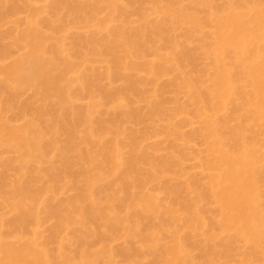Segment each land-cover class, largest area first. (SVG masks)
I'll list each match as a JSON object with an SVG mask.
<instances>
[{
    "label": "rangeland",
    "instance_id": "374dc122",
    "mask_svg": "<svg viewBox=\"0 0 264 264\" xmlns=\"http://www.w3.org/2000/svg\"><path fill=\"white\" fill-rule=\"evenodd\" d=\"M59 1L60 2H58V0H6V4L3 8H0V12H3L0 16L1 66L9 65L24 52V49L22 50L20 47H23V45L21 43L18 44L19 41L17 42L18 34L21 30L26 29V20L34 14L38 30L45 35L46 39L48 38L45 40V47H51L49 48L50 51L46 48V55L48 58L53 59L55 57L53 61L56 59L54 63H57V67L59 66L58 68L60 69L63 67L66 58H72V63L74 62L73 65H76L74 68L76 67L77 69V72H75L76 76H72V73H69L71 77L74 78H67L68 80L70 79L69 82L71 81V86L65 84V88H69L68 95L73 97L69 96V99L72 100L71 103L70 100L67 102L70 104L68 108L71 106V109L75 111L77 116L74 115V111L70 108L68 109L65 107V111L59 109V99L56 94H52L48 100L43 101L39 98L40 95L34 91L35 89L33 87H25L17 90V92L12 89H6L2 97L0 96L1 103L9 101L11 105V109L3 110L2 108L0 111L5 122H8L7 124H10V126L13 125V127H19L27 121H33L39 128L46 126L48 131L46 129L43 131L46 132L44 138L46 140L48 138V140H43L44 145L46 142L51 145H48L50 146L48 147L46 144L45 146L47 147H44V159L46 160L44 163H47L48 167L43 165V161H33V167L31 166L32 164H29L27 168L28 171L26 172L27 174L25 173L23 178L18 169L19 163L15 161L17 160V154H14L15 152L13 153L11 150L0 148V220L2 221L0 240L5 243H17L19 246L20 244L27 245L29 243L38 251L41 250L46 252L52 264L63 263L64 260L62 259H66L68 264H78L80 263V259L82 262L85 260L82 259L83 256L80 258V255L85 253L90 257H86V263L85 260L80 264H108L109 262L111 264H165L169 259L171 260L170 255L167 256L165 248H170L174 239H177L180 246L184 249L183 254L187 257V260H190L188 261L189 264H264V262H262L264 259L259 260L261 257L264 258V256H260V254L264 253L259 249H254L250 243L244 240H236L235 233L232 230L224 232L221 231L216 224L213 225L219 220L217 214L218 205L209 195V190L207 188L208 177L211 172H209V169L205 166L207 165L205 160L207 161L208 158L210 159V155L208 156L207 153L208 144H205V142L208 141H206L205 122H210V120L207 121L209 118L206 117H210L211 112L213 115L211 123L215 126L212 125L215 128L216 137L224 144L223 148L236 154L238 153L237 147L240 144L237 143L239 142L238 139L243 138V141L245 140L247 145L250 143L249 145H251L253 149L264 154V119L261 118L260 120L262 121L260 122L256 120L259 116H253L254 113L249 114L255 111V109H251V106L254 105V100L251 95V78L248 76V70H246L247 72L245 71L247 67L250 68L251 64L253 65L255 60L257 62V59L259 60L261 57H264V18H262L264 17V0H117V5L118 3L120 5L117 7L119 10L121 7L123 9L121 8L122 10H120V12L116 11L117 13L114 11L113 14L116 15L110 17V20H114H111L113 22H109L108 24L110 26L107 27V32H111V35L104 31L107 29L104 25L103 29L98 26L101 25L102 22L103 24L104 22H108L109 16L113 15L108 8L106 10V0H100L99 2L91 0V2H95H93L94 4L91 3L90 0H84V6L89 10V12H87L88 14L86 13L87 15H83L85 17L81 15L84 20L76 15L71 7L73 4L76 5L83 0H65L63 4L61 3L63 0ZM57 3H59L61 7L58 6L59 4ZM54 4L57 5L55 6ZM64 4H66V6ZM68 8L70 10H68ZM231 8L233 11L235 9V12L242 10L243 12H240L245 15L248 13V15H244L245 19L249 18L246 20L252 21L254 19L261 22V25L256 30L257 40H260V42H256L257 44L255 43L256 45L254 44L255 46L252 45V47H250V45L247 46L246 50L248 51L245 52L248 54L242 57L243 60L240 55V61L239 58L236 57L238 55L232 57L233 53L231 52L230 54H225L226 56L224 55L223 58L217 59V53H215L217 51L211 50L214 47L213 43L216 45L215 42L217 41V37H215L217 30L215 32L214 29L217 28L215 22L218 19L216 21L214 20V22L212 21L217 15L223 17L225 14L224 11H231ZM53 9L55 10L53 11ZM115 10H117V8ZM68 11H72L75 13L74 15H76V17L80 18H75L73 13ZM38 12L39 16L37 15ZM176 12H179L178 16ZM222 12L224 14H222ZM69 13L72 16H70ZM108 13L110 14L107 15ZM190 13V16L195 18L196 23L193 24L184 21L183 25L180 24L181 20H185L183 19V14L189 16ZM220 13L222 16H220ZM179 14L180 17L182 16V19L179 17ZM73 16L76 20L79 19L78 22L76 20L74 21ZM49 20L54 24H49ZM46 21L48 22L46 23ZM176 21L180 22L177 24ZM49 25H51V29L48 30ZM113 29L116 33L120 29L121 31L123 30L125 33L122 32L124 35H121L124 37L126 34L129 37L131 33H133L134 36H136V33H139L138 35L141 34L140 36L142 37L139 36V38L143 40L140 42L145 43L143 47V49L145 48V54L143 53L144 55L141 54L140 56L132 54L129 59H126L123 53H121V49L115 47L113 52V49H110L113 48L110 42H113V38L115 37ZM121 31H119V33H121ZM160 31L162 32L161 34H159ZM164 33H166L165 36ZM112 34H114V36ZM133 35L131 34L130 37ZM107 36L110 37L108 38V40H110L109 43H107V45L101 44L102 41H105ZM90 40L93 42L97 41L96 44L98 45L95 47ZM214 40L216 41L214 42ZM57 44L62 46L58 45V47L61 48L60 52H58L59 49ZM55 47L58 49H56L57 52H55ZM93 47L98 49L96 53L91 52ZM135 47L137 48V46ZM135 47L134 45L131 46V52L134 51ZM5 50H8V53H6ZM212 51L215 54H213V56ZM54 53L59 55V57L57 55L55 56ZM97 53L99 55H97ZM5 54L7 55L5 56ZM112 54L114 57H111L113 56ZM174 54L178 56L175 57ZM254 54H259L260 56L255 55L257 59L253 57L254 59L252 58L250 60L251 56ZM64 55H68L69 58L68 56L64 57ZM117 57H122V59L119 58L121 61L126 60V64L124 61V63L122 62L124 65L120 64L121 61L118 60ZM172 57L175 58V60L171 63H167L166 60ZM113 58L114 61L118 60V65L112 60ZM245 60L248 62L250 60V65H248L249 63H246ZM252 60H254V62ZM262 60H264V58H262ZM148 62L151 63L152 66L154 65L149 72L144 68L145 64H149ZM127 64H134V68H130ZM116 65L120 67V70H117L118 67ZM123 68L126 69L122 70ZM86 70H89V73H84ZM218 70H224L230 74L229 76L232 78L233 87L228 97L230 100H228V105L225 103V106L222 107L225 110H221V108L216 111L214 110V93H212L214 88H211V81L212 84L215 82L214 75ZM83 73L85 76L87 75L90 77L88 80L84 78L87 81H85L86 84H84V82L81 83L84 84L86 88L84 85L76 82L77 78H79V74L81 77H85ZM97 76L98 78L96 79L95 77ZM210 76L213 80H211ZM2 78L3 77L0 76V88L2 84L5 83V81L3 82L4 78ZM180 78L182 80L185 79V81L193 85L192 87L195 90L193 91L199 95L201 101L196 103L191 100L190 92L186 89H182L183 86H179V83H181L179 81H182ZM92 79H94L93 81L97 80L91 83L92 87L94 84L93 88H91L88 82H91ZM65 82L67 81H64V83ZM2 87H5V84ZM111 93L113 96H111ZM188 93L190 95H188ZM37 94L39 95L38 97ZM208 94H211L213 100H211ZM213 102L214 104H212ZM198 103H200L199 105L202 104V107H198ZM44 107L47 110H44ZM200 108L204 112L200 110ZM20 109L21 113L19 112ZM41 109L43 110L41 111ZM69 110L73 113L72 116ZM88 110L91 113V119H89L88 123L91 121L92 124H85L84 121H82V118L83 120L85 119V116H83L84 111L86 114ZM124 113L129 115L125 116ZM42 114H44V116H41L44 120L39 116ZM57 114L63 119L65 118V114L66 116H70L69 119L74 115L75 117L73 118H77V122L75 121L77 125L74 124V126L71 122L72 120L70 121L69 119L65 120H68L66 123L58 121L57 124L63 128L65 125L66 129L61 128L62 130L60 129V132L59 128L56 129L58 132L57 134L55 130L56 126L54 127L57 119L56 117L52 119V117L54 115L57 116ZM80 116L82 117V123H79ZM123 116L125 118H123ZM46 120H48L49 124H45L47 122ZM53 120H55L54 125L51 124ZM112 121L114 123H112ZM111 123L116 126L114 127ZM48 125H51L52 129L55 130L56 133H54V135L50 134L49 131L52 129L48 127ZM105 128L106 131L103 132ZM1 129L2 127L0 126V130ZM86 129L92 130L94 137L98 134L96 137L100 140H95V137L93 145L92 143L90 146L86 144V140H83L87 132ZM95 132L98 133L96 134ZM106 132L108 133L106 134ZM66 133H69V136L75 135L73 137H68ZM240 133H242L243 137H240ZM76 135H78L79 138ZM177 136L181 138H177ZM50 139L53 144L50 143ZM240 141L242 142V140ZM245 141L244 143H246ZM56 142L58 143L56 144ZM112 143H114V146ZM133 143L136 144L135 147H138L136 149L133 146L136 150L132 148ZM101 144L102 146H100ZM115 145L118 147L116 150L118 151L119 149L117 153L119 160L121 158V168L127 174L129 183L131 182L135 185H139L135 186L138 188H133L134 191L131 190L133 200L136 199L135 197L137 195V197L140 195L149 196L153 202L156 201L157 207L155 209H157V213L155 212L156 214L154 213L155 216L153 214V216H151L152 218H148L149 215H147V217L140 216L141 214L137 213L138 209L134 205H132V208H129V210L125 209L124 206H120L119 209H115V212L121 217H128L126 228L116 227L110 230V228H108V223L105 224L98 220V222L96 221L92 224L88 223V225H85L95 230L94 237H85L83 233L86 231H84V229L87 228L84 226V223L81 226V223L77 221L79 222L77 225V222H73V225H71L68 218H75V205L81 201L79 199V194H81V190L83 189L82 186H80L83 184L81 183L83 181V179H81V174L83 176L84 173L90 170V167H86V164H88L86 153L92 151L90 152L91 155L94 153L93 156L98 155L97 157H99L101 149L110 150L111 147L113 148ZM94 147L95 150L93 151L92 149H94ZM243 147H245V144H243ZM89 148L91 150H89ZM83 150L86 153H82ZM59 151L64 152V158L59 155ZM131 151H133V153ZM81 155L84 156V158L81 159L82 162H86L84 165H82L83 163L81 164V162L79 163V158L83 157ZM130 156L131 161L132 159H134V161L138 159L136 160L138 163L133 161V163L131 161L130 163ZM77 158L79 160L75 161ZM101 159L102 157H99V162L103 160ZM5 162L10 163L6 165ZM104 162L103 160V165L100 163L102 165L101 168L104 171L109 170L111 165ZM37 163L39 165L43 163V166L38 168ZM73 163L77 165L72 167ZM262 168H264V163L260 164L257 170L261 169L260 172L264 171ZM29 169L31 171L33 170V173H31ZM44 169L47 171H44ZM49 169L58 174L60 179L62 178L61 181L59 179L60 184L58 183V179L56 183L52 182L53 185L50 183L51 180H47L49 177L47 175L52 172ZM34 170H36L35 178L37 176V178L39 177L38 179H34V176H32L34 175ZM41 171L43 176H41ZM79 172H81V174ZM29 176L33 177L34 180L28 178ZM108 181H104V183L101 184L107 186V184L110 183L112 187L113 184H115V187H113L115 189L111 188L109 186L110 184L108 185V190L105 186L106 189L102 190V193L100 192L96 195V198L101 202L108 201L109 197L114 193H119V196H123L120 190L124 191L128 187L126 185L127 183L120 180L117 182L115 181L116 183L112 179H108ZM261 182L264 181L259 180L258 182V199L260 200L257 199L260 201L261 208L260 204H257V206H259L258 209H262L261 211L264 213V184ZM50 184L52 186L55 185V191L52 187L51 190H53V192L50 189H48L50 191L47 190ZM57 184H59V186ZM19 185L23 188L24 195L27 194L23 201V208L30 213L22 227H19L14 220L20 212L12 208L14 201L16 202L18 200L17 197L15 198V190ZM102 189H104V187ZM206 190L208 191V198L206 194L202 196L207 192ZM33 191L35 195L31 198L32 196L28 194H32ZM41 191H44L45 194ZM170 192H173V194ZM29 196L31 200L28 201ZM198 196L204 197L202 203L200 202L196 210L201 220L203 219L202 222H204V224L201 223L198 226L196 225V227H198L196 231L194 228L191 230L189 226H186V218L191 217L188 213L190 215L192 214V209L189 206L190 203H186ZM12 198L15 200L13 201ZM77 199L79 201H77ZM80 203L81 202H79V204ZM83 204L85 207L84 202ZM83 204L81 203L79 206ZM180 204L184 205L187 209L181 207ZM170 210L171 216L169 215ZM262 216H264V214H261V217ZM64 217L67 218L65 219L66 221H64ZM65 222L67 223L65 224ZM261 222H264V218L261 219ZM135 224L137 225V235L127 238L130 237L127 233V229L132 230ZM200 225L203 227L201 228ZM160 228L161 230H159ZM261 229L264 228L261 227ZM150 230L151 232H156L157 235L160 234L155 238V247H153L152 251L149 248H152L153 244H149L152 246L148 244L143 246V243H145L143 242V236ZM151 232L149 233L151 234ZM140 234L142 237L138 236ZM133 237L135 239H133ZM146 245H148V248H146ZM226 245L229 249H227ZM262 248H264V245H262ZM86 254L85 256H87ZM249 257L250 263L248 262Z\"/></svg>",
    "mask_w": 264,
    "mask_h": 264
},
{
    "label": "bare ground",
    "instance_id": "6f19581e",
    "mask_svg": "<svg viewBox=\"0 0 264 264\" xmlns=\"http://www.w3.org/2000/svg\"><path fill=\"white\" fill-rule=\"evenodd\" d=\"M64 1L65 0H63L61 3L63 4ZM95 1L99 2L100 0H95ZM106 1H107L106 2V5H107L106 10L108 8V10L110 11V13H112V14L114 13V11H115V13H117V12H120V10L123 9L121 7L122 9L120 8V10H119V8L117 7L119 5V3L117 5V0H106ZM5 2H6V0H0V5H1L0 8L1 7L3 8V6L6 4ZM58 2H60V1L58 0ZM71 2H73V1H71ZM90 2H91V0H90ZM93 2H91V3H93ZM53 3H55V2H53ZM83 3H84V0L81 3H77L76 5L72 3L73 5L71 6L72 7V10L76 13V15L80 16L81 18H82L83 15H85L87 12H89L88 8L86 6H84ZM57 4H59V3H57ZM64 5L66 6V4H64ZM58 6L61 7L60 4ZM116 8H117V10H115ZM1 10H3V9H1ZM54 10L55 9H53V11ZM56 10H58V9H56ZM68 10H70V9L68 8ZM227 11L226 12L224 11L225 14L222 12V14L225 15V16L223 15V17H219L217 15L216 17H218V18H216L214 16L215 18L213 19L212 22H214V20L216 21L218 19L215 22L217 28L214 26L216 28V29H214L215 32L217 30V32H216L217 34H215V37H217V41L214 40V42L216 41L215 42L216 45L213 43V46L214 47L213 46L212 47L214 49L212 48L211 50H216L217 51V52H215V53H217V59H221V58L224 57L225 54H228V53L230 54V52H231V53H233V55L231 54L232 57L238 55L236 57L239 58V61H240V59L242 57H245L248 54L247 52H245V51H248V50H246L247 46L250 45V47H252V45H254L256 42H258V41L260 42V40H257L258 37L256 35V30L261 25V22H259L258 20H254V19L252 21L246 20V19H249V18H246L245 19V16L248 15V13L246 15L244 13L242 14L240 12L242 10H239L238 12H235V9H234V11H233V9L231 11L230 10H227ZM68 12H72V11H68ZM122 12H124V11H122ZM179 12H180V10H179ZM2 13L0 12V16L2 15ZM75 13H73V15ZM110 13H108L107 15H109ZM178 13H177V16H178ZM222 14L220 13V16H222ZM37 15L39 16V12H38ZM76 15H74L75 18H80V17H76ZM115 15L113 14L112 16H109V19H108L109 21L107 20L108 22H106V23L104 22V24L102 22V24L101 25H98V26L103 29V25H104V27L107 28L108 26H110L108 23L109 22L111 23V22L114 21L113 19H111V20H113V21H111L110 20V17H113ZM190 15H191V13L189 14V16H186V15L183 14V19H185V20H181V23L180 24L183 25L184 21H187L188 23L195 24L196 23L195 18H193ZM70 16H72V15L70 14ZM74 16H73V18H74ZM83 17H85V16H83ZM179 17H180V14H179ZM75 18H74V21L76 20ZM180 18H179V20H180ZM208 18H209V16H208ZM262 18H264V17H262ZM78 20L79 19H77L76 21L78 22ZM211 20H212V18H211ZM210 21H208V22H210ZM47 22L48 21H46V23ZM179 22H177V24ZM52 23L53 22H51V20H49V24L53 25L54 23L53 24ZM51 25H49V27ZM49 27H48V30L51 29V27L50 28ZM107 30H108V28L106 30H104V31L107 32ZM113 31H114V29H113ZM119 31H121V29ZM119 31L117 33L114 31L115 32V37L113 38V42H110V44L112 43L111 46L113 45V48H110L111 50L113 49L112 50L113 52H114L115 47L121 49L122 50L121 53H123L124 58H126V59H129L132 54L137 55V56H140L141 54L142 55L145 54L144 53L145 48L143 49L145 43L144 42H140L142 39L139 38V36L141 34L140 35H138L139 33L138 34L137 33L135 34V30H134V34L136 36H134L133 33H131L133 35L132 37H130L131 34H129V37H128L127 34L124 37L121 34L124 35L125 32L122 30L121 33H119ZM122 32H124V33H122ZM107 33H109V32H107ZM161 33L162 32L160 31L159 34H161ZM165 34L166 33H164V36H165ZM112 35L114 36V34H112ZM108 36L106 38L107 40H108V38H110ZM140 37H142V36H140ZM17 39H18L17 42L19 41L18 44L21 43L23 45L24 48L22 46H20V47L22 48V50L24 49L23 50L24 52H22L23 54L21 53V55L17 59H14L13 62L10 63L9 65L7 64L5 66L4 65L1 66V64H0V76H2L4 78V79L2 78L3 79V82L5 81V83H4L5 84V87H2L4 85V84H2V86L0 88V96L2 97V95L4 94V92L6 91V89H9V90L12 89V90H15L17 92V90L22 89V88H25V87H33L35 89L34 91H36L40 95L39 96L37 94V97L39 96V98H41L43 101L48 100L52 94H56L58 96V99H59V109H62V110L65 109L66 110L65 107L68 108V105H70V104L67 103L70 100L69 99V96L70 97H72V96L71 95H68V92H69L68 89L69 88H67V87L65 88V84L71 86L70 85V82L71 81L69 82L70 79L68 80L67 78L68 77L74 78V77H71V75L73 76V75H75V72H77L76 67L74 68V66H76V65H73L74 62L72 63V61H73L72 58H69L68 55H64V57L65 56H68L69 59H67V58L65 59L64 65H63V67L61 69L58 68L59 66L57 67V63L56 64L54 63L56 61V59H55V61H53V59L55 57L53 59L48 58V56L46 55V53H47L46 48L49 50V48H51V47L50 46H48V47L46 46L45 47V40H47L48 38L46 39L45 38V35L41 31L38 30V28L36 26L35 15L34 14L26 20V29L25 30H21V32L18 34V38ZM106 39H105V41H102L101 44L107 45V43H109L110 40L107 41ZM166 39H167V37H166ZM90 41H92V40H90ZM111 41H112V38H111ZM96 42L97 41H95V42L92 41V43L95 45V47H96V45H98V44H96ZM110 44H108V45H110ZM46 45H47V42H46ZM58 45L61 46L60 44H57V47H58ZM132 45H134V47L137 46V48L135 47V49H134L133 52H131V50H130V48H131ZM100 46H102V45H100ZM57 47H55V52H57L56 51ZM215 47H216V49H215ZM98 48H99V46H98ZM253 48H255V47H253ZM58 49H57L58 52H60L61 51V48L58 47ZM94 49H96V50H94ZM110 49H109V51H110ZM97 50H98L97 48H94L93 47V49L91 50V52H95L96 53ZM74 51H76V50H74ZM249 52H250V50H249ZM6 53H8V50L6 51ZM49 53H51V52H49ZM98 53H100V52H98ZM98 53H97V55H99ZM234 53H235V55H234ZM176 54H174L175 57L178 56ZM213 54L214 53L212 51V56H213ZM6 55L7 54H5V56ZM56 55L57 54H55V56ZM61 55H62V53H61ZM75 55H76V53H75ZM109 55H111V54H109ZM240 55H241V58L239 57ZM255 55H257V54L252 55L251 58H250V60L253 57L257 59V57H255ZM57 56L59 57V55H57ZM257 56H260V55L258 54ZM111 57H114V55L111 56ZM236 57H235V59H236ZM115 58H116V54H115ZM119 58L122 59V57H119ZM119 58H118V60H120ZM213 58H215V57H213ZM262 58H264V57H261L259 60L257 59V62H256V60H255V62H254V60H252L254 62L253 65L251 64V67L250 68L247 67L245 69V71L248 70V76L251 78V83H252L251 84V88H252L251 95H252V98L254 100V105H253L254 108H253V106H251L252 108L250 106H248V107H250L251 109H255V111L252 110L253 112H251L249 114L254 113L253 116H255V117H258L259 116L260 118L258 117V119H256V120H259L260 122L262 121V120H260L261 118L264 119V60H262ZM112 60L114 61V58ZM118 60L117 61L115 60L114 62L117 64ZM173 60H175V58H173V57L172 58H168L166 60V62L167 63H171ZM242 60H243V58H242ZM250 60H249V62H250ZM123 61L125 62L126 60H122L120 64H123L124 63ZM61 62L63 64L62 58H61ZM247 62L248 61H246V63ZM125 64H126V62H125ZM248 65H250V63ZM128 66H130V68H134V64H129ZM153 66H152L151 63H149V64H145L144 65V68L146 69L147 72H149L150 70H152V67ZM75 69H76V71H75ZM125 69L123 68L122 70H125ZM117 70H120V67H118ZM88 71L86 70V72H84V73H89ZM73 72H74V74H73ZM69 73L70 74L72 73V74L70 75ZM84 73H83V75L85 76ZM93 74H94V72H93ZM88 75H90V74H88ZM229 75L230 74L227 71L225 72L224 70H218V72H216V74L214 75V79H215L214 81L215 82L212 84V81H211V88H214V91L212 92V93H214V100L212 99L213 97L211 96L212 93L211 94H208V95L211 98V100H213L215 102V104H214V102L212 104H214V110H216V111H218L222 107H224L225 106V103L228 105V100H229L228 97H229V95L231 93V89L233 87L232 86L233 85L232 78ZM93 76H92V78H93ZM78 77L79 78H77V81L75 80L76 78L74 80L77 83H80V84L82 82H84V84H86L85 83V81H86L85 79L88 80V78H90L87 75L85 77H81L80 74L78 75ZM95 78L97 79L98 76L95 77ZM181 78H183V77H181ZM181 78H180V80H182ZM93 80L94 79H92V81ZM211 80H213L212 77H211ZM64 81H67V82L64 83ZM92 81L91 82L88 81L90 83V84L89 83L88 84L91 86V88L94 87V84H93V87H92L91 83H94L97 80L96 81H93V82ZM128 81H130V80H128ZM192 81H194V80H192ZM179 82H181V83H179V86L180 85L183 86L182 89H186V90H188L190 92V94H191V100H193L196 103L199 102V101H201L200 100L201 98L199 97V95L194 92L195 90L193 89V87H192L193 85L190 82L185 81V79L182 80V81H179ZM84 84H81V85H84ZM90 86H87V87H90ZM96 86H97V84H96ZM84 87H85V85H84ZM136 87H133V88H136ZM190 94L188 93V95H190ZM111 96H113V94ZM108 97H110V96H108ZM41 99H40V101H41ZM71 100H70V103H71ZM199 104L200 103H198L197 105H199ZM244 104H246V103H244ZM200 106L202 107V104L199 105L198 107H200ZM2 108H3V110H9V109H11L10 102L9 101L8 102H4V103H1L0 102V111L2 110ZM46 108H47V106H46ZM46 108L44 110H47ZM69 108L71 109V106ZM250 108H248V109H250ZM223 109L224 108H222L221 110H223ZM42 110L43 109H41V111ZM71 110L74 111L73 109H71ZM200 110H202V109L200 108ZM69 111H67V112H69ZM19 112L21 113V109H20ZM201 112H200V114H201ZM43 113H45V112H43ZM88 113H89V115H88ZM70 114L72 116L73 113L70 111ZM86 114H85V111H84V115H83V116H85L84 117L85 118L84 120H83V118L81 116L79 117V119H80V122L78 120L79 123H82L81 122V118H82V121H84L85 124L89 122V119H91V116H90L91 113L88 110V112H86ZM1 115L2 114H0V126L2 127V129L0 130V148H2V149L4 148V149L11 150V151H13V153L15 152L14 154H17V160H15V161H17L19 163L18 164L19 165V168L18 169L21 172V177L23 178L25 176V173L28 171L27 168H28L29 164H32L33 161H36V162H42L43 161V163L46 161L44 159L45 158L44 147H47L50 144L46 142L45 145L47 144V146L44 145V141L43 140L45 139L44 138L45 137L44 134H46V132H44L43 130L44 129L47 130V128H46V126L45 127L43 126V127H40L41 129L43 128L41 130L39 128V126L37 124H35L33 121H27L24 124H22V126H19V127L15 126V127H13V125L10 126V124H7L8 122L6 123L5 120L3 119V117ZM74 115L77 116V114H75V111H74ZM74 115H73V117H75ZM127 115H129V114L126 113L125 116H127ZM211 115H212V112H211ZM211 115H210V117H211ZM36 116H37V114H36ZM39 116L40 117L41 116H44V114L39 115ZM51 116H52V114H51ZM67 116H68V118H67ZM67 116L65 114V116H64L65 118L63 119V118H61L57 114V116L54 115L52 117V119H55V117H56V119H57L56 120V124L58 123V121L61 122V123H66L68 120L67 121H65V120L70 118L69 115H67ZM73 117H71V119H69V120L70 121L72 120L71 122L73 123V125L74 124L77 125V123H75V121L77 122V120H76L77 118H73ZM210 117L209 116L206 117V118H209V119H207V121L210 120V122L209 121L208 122H205L206 119L204 120V122H205V132H206V136H207V137L206 136L205 137H206V141L208 140L207 142H205V144H208L207 145V153H208V156L210 155V159L207 156L208 159H207V161L205 160V162H207V165H205V166L209 169V172H211L210 176L208 177V188L207 189L209 190V195L215 200V202L218 205V207H217L218 208V213L217 212L216 213L219 216V217L217 216L219 218V220L217 218L218 222L214 223L213 225L216 224L217 227L221 231H224V232L225 231L232 230L235 233V239L236 240L237 239L238 240L239 239L244 240V241L250 243L253 246L254 249H259L262 253H264V248H262V245H264V229H261V227L264 228V222H261V219L264 218V216L261 217V214H264V213H262V211H261L262 209H258L259 206H257V204L258 205L260 204V201H258V200H260V199H258V197H259L258 196V194H259V191H258L259 190L258 189V182H259V180L260 181L261 180L264 181V171H261L260 172L261 169L260 170L258 169L259 170L258 171L257 168H258V166L260 164L264 163V154H262L260 151L257 152L255 149H253L252 146L249 145L250 143L247 145V142L245 140L244 141L246 143H244L243 138H240V137H243L242 136V133H240V137H239L240 139H238L239 142H237V143H240L241 144V145L239 144V146L237 147L238 148L237 149L238 150V153L234 154L233 152H230L229 150L223 148L224 147V144L220 142V139L218 137H216L217 134H216V131H215V128H214L215 126H214L213 123H211L212 122L211 119L213 118V115H212L211 118ZM119 118H116V119H119ZM123 118H125V117L123 116ZM41 119L44 120V118H42V117H41ZM36 121H37V117H36ZM46 121H45L46 122L45 124H49L48 120H46ZM53 121H54V123H53ZM53 121L51 123L52 125L55 124V120H53ZM117 121H119V120H117ZM204 122H203V125H204ZM68 123H70V122H68ZM90 123L92 124L91 121H90ZM90 123H88V124H90ZM112 123H114V122L112 121ZM112 123H111V125H114V127H115L116 125L115 124H112ZM118 123H117V125H118ZM45 124H43V125H45ZM56 124L54 125V127L56 126L55 127V130L59 128V132H60V129L61 128L62 129H66L65 125H64V128H63V127H60L59 124H57V125ZM101 125L104 126L103 124H101ZM48 127H50L52 129V126L51 125H48ZM111 127H113V126H111ZM55 130H53V129L50 130L49 131L50 134H53L54 135V133L57 132V130H56V132H55ZM105 131H106V128L103 129V132H105ZM95 133L97 134L98 132H95ZM107 133L108 132H106V134ZM175 133H178V132H175ZM57 134H58V132H57ZM66 134L68 135V137H73L75 135L74 134L73 136H69V133H66ZM97 135H95V137ZM175 135H177V134H175ZM175 135H172V136H175ZM76 136L78 137V135H76ZM231 136H232V133H231ZM95 137H94L93 131L90 130V129H88L87 132H86V135L83 138V140L85 139L86 142H87L86 144H88L90 146L91 143L93 145V142H95L94 141V138ZM177 138H181V137L180 136L179 137L177 136ZM47 140H48V138H47ZM52 140H54V139H52ZM95 140H100V139L99 138L97 139V137H96ZM240 140H242L243 144H245V147H243V144H242V142ZM49 141H50L51 144H53V142H51V139ZM57 143L58 142H56V144ZM113 144L114 143H112V145ZM116 145H115V147H116ZM135 145L136 144L133 143V145H132V148L133 149H135V148L137 149L138 148V147H135ZM50 146H48V147H50ZM94 146H95V143H94ZM100 146H102V144ZM250 146H251V148H250ZM115 147H113V148L111 147L110 150L101 149V151L99 152V154H100L99 157H102V159L105 161L104 163L107 162V164L109 163L111 165V167L109 168V170H105L104 171L101 168V166L103 165V160L101 159L102 161L99 162V157H97L98 156L97 154H96L97 156H93L94 153H93V155L90 154V152H92V151H89L87 153L84 150L82 151V153L85 152L86 155H87V157H88V164H86V162L84 163V161L82 162L81 159L84 158L83 155H81L83 157L80 156L81 157V158H79L80 160L78 158H77V160L75 159V161H78L79 160V163L80 162H81V164L83 163L82 165L86 164L87 166L86 165L85 166L87 168L90 167V170L85 167L89 171L86 172V170H85L86 173H84L83 176H82L81 172H79L81 174V177H82L81 179H83V181L81 180L82 181L81 183H83V184L80 185V186H82L83 189L81 190V194H79L80 195L79 196V199L81 201H79L78 199H77V201L81 202L82 204L84 202L85 203V207H84V204L82 205L83 207L82 206H79L81 204V203L79 204V202H78L79 205L78 204L77 205L74 204L76 206L75 207V212H74L75 213V218H68L69 219L68 221H70V224L71 225H73V222L79 221L81 223V226L83 225V223H84V226H85V225H88V223L92 224V223H94L96 221L98 222V220H100L101 222H103L105 224L108 223L109 224L108 225V228H110V230L113 229V228L115 229L116 227L126 228L127 227V224H128V217H121V216H119L115 212V209L116 208L119 209L120 206H124L125 209L129 210V208H132V205H134L138 209V212L137 213L138 214H141L140 216H146L147 217V215H149L148 218H152L151 216H153V214L155 212L157 213V209H155L157 207L156 206L157 204L155 203L156 201L153 202V200L151 198H149V196L146 197L144 195H140L139 197H137L138 196L137 195L135 197L136 199L133 200V196H132L131 190L134 191L133 188L136 189L138 187H135V186H139V185H135V184H133L131 182L129 183V178H128L127 174L121 168V166H122L120 164L121 158L119 160V156H118V153H117V152H119V149L117 151L116 149L118 147H116V148ZM53 149H54V146H53ZM87 149H88V147H87ZM98 149H99V147H98ZM89 150H91V149L89 148ZM92 150L94 151L95 150V147ZM68 151H69V149H68ZM133 151H131V152L133 153ZM70 152H71V150H70ZM46 154H47V152H46ZM59 155L61 157H63V158L65 156L64 152H62V151H59ZM136 158H137V156H136ZM136 160H138V159H135V161H134V159H132L133 162H136ZM130 161H131V156H130L129 162ZM5 163L7 165L10 162L9 163L5 162ZM13 163L15 164L16 162H13ZM136 163H138V161ZM42 164L41 165L38 164L37 167L40 168V166H43V165L47 166V163H44L43 165ZM75 165H77V164L73 163L72 167L75 166ZM78 165H80V164H78ZM31 166L33 167V164ZM47 167H44V168H47ZM132 168H133V166H132ZM262 169H264V168H262ZM29 171H31V170L29 169ZM35 171L36 170H34V175H32V176H34V179L37 178V176L35 178V175H36V172ZM44 171H47V170L44 169ZM50 171H52V172H50L49 174L47 173L48 175L45 174V175L49 176L47 178V180L48 179L51 180L50 181L51 184H52V182L56 183L57 179L59 181L60 177H58V174L54 173L53 170H50ZM31 173H33V170L31 171ZM41 173H42V171H41ZM76 174H77V172H76ZM37 175H39V174H37ZM41 176H43V173L41 174ZM28 178H32L33 179V177H31V176H29ZM61 179H60V181H61ZM108 179H112L114 182L115 181L117 182V181L120 180L122 182L127 183L126 185L128 187L124 191L123 190H120V192L122 191L123 196H119V193H114L112 195L110 194L111 196L109 197V200L108 201L101 202V201H99L96 198V195L99 194L100 192L102 193V190H105L106 188L108 190L109 186L111 188L115 187L114 186L115 184H113V187H112L111 186L112 184H110V183L107 184V186L110 184L108 187L105 185L106 188H105L104 185H102L104 183V181H108ZM37 181H39V180H37ZM60 181L58 182L59 184H60ZM30 183H33V182H30ZM81 183H79V184H81ZM261 183L264 184V182H261ZM48 184H49V182H48ZM51 184H50V187L47 188V190L48 189L51 190L52 188L54 190V186L55 185L52 186L53 184L52 185ZM59 184H57V185L59 186ZM100 184L102 185V187H101ZM103 187H104V189H102ZM113 189H115V188H113ZM50 190H48V191H50ZM53 190H51V191L53 192ZM56 190H57V186H56ZM171 191H172V189H171ZM41 192L44 193V191H41ZM34 193L35 192L33 191L32 194H28V195L32 196L31 198H33V196L35 195ZM170 193L173 194V192H170ZM207 193H208V191L206 193H204L203 195L202 194L201 195L204 196L206 194L207 195V198H208L209 195ZM26 196H27V194L24 195L23 188L21 187V185H19L16 188V190H15V198L17 197L18 200L15 202L14 201L15 199L12 198L13 201H14V203L12 204V208L13 209H16L18 212H20L19 215L18 216L16 215L17 217H15V219H14L15 220V223L18 224L19 227L20 226L22 227V225L25 223L27 217H29V215H30V213L26 209L23 208V201L26 198ZM30 196L28 197V201L31 200ZM36 196H37V194H36ZM203 198L204 197L198 196L197 198H194V199L190 200V202L188 201V203H186V204H189L190 203L189 206L192 209V214L190 215L188 213V215L191 216V217L190 218H188V217L186 218L187 219V223H186L187 225L186 226H189V228L191 230H192V228H194L196 230L198 228V227H196V225L198 226L201 223L204 224V222H202L203 219L201 220L200 216L198 215L199 213H196L197 207L199 206L200 202L202 203V199ZM183 202H185V201H183ZM181 207H185V206L184 205H181ZM260 208H261V204H260ZM184 209H187V208L185 207ZM187 211H189V210H187ZM187 211H186V213H187ZM54 212H56V211H54ZM200 213H202V212H200ZM155 214H154V216H155ZM169 215L171 216V210L169 211ZM65 217L63 218L64 221H66L65 219H67ZM1 222L2 221L0 220V228H1V224H2ZM79 222H77L76 225ZM66 223L67 222H65V224ZM85 227L87 229H84V231L86 230L85 231L86 233L84 232L83 235L85 234L84 235L85 237H91V238L94 237L95 230L92 227H89V226L88 227L85 226ZM202 227L203 226H201V228ZM159 230H161V228ZM159 230H157V231H159ZM149 232H151V230ZM149 232H147L146 234L144 232L145 235L143 236V242H145V243H143V246L145 244H148V245L149 244H153V246L152 245H149V246H152V248L151 247L149 248L152 251L153 247H155L154 246L155 245L154 244L155 238H156V236H158L160 234L157 235L156 232H151V234H150ZM127 233H128V235H130V237H127V238H131L132 236H136L137 235V225L135 224L134 227L132 228V230H128L127 229ZM86 235H88V236H86ZM138 236H141V234L138 235ZM0 237H1V234H0ZM133 239H135V238L133 237ZM173 241L174 242L171 243L170 248H168V249L165 248V252H166L167 256L170 255V257H171V260L170 259H169L170 261L169 260L168 261L166 260L167 261L166 263H169L170 262L169 264H189L188 261H190V260H187V257L183 254L184 253V249L180 246L178 240L177 239H174ZM141 245H140V247H141ZM148 245H146V248H148L147 247ZM226 247H227V245H226ZM260 248H262V249H260ZM227 249H229V248L227 247ZM85 254L80 255V258L83 256L82 259H85L86 260V257L87 258L90 257L87 254H86L87 256H85ZM182 254H183V256H182ZM260 256H264V254H260ZM170 257H167V258H170ZM92 258H93V256H92ZM261 259H264V258L261 257L259 260H261ZM62 260H64V262L63 263H60V264H68V262L66 261V259H62ZM81 262H82V260L80 259V263ZM86 262H87V260L85 261V263ZM88 262H90V261H88ZM248 262L249 263L251 262L250 261V257H249V261ZM262 262H264V261H262ZM80 263H78V264H80ZM0 264H52V263H51V260L48 259L46 252L41 251V250L38 251L36 248H34L29 243L27 245H21L20 244V246H19L17 243H14V244H11L9 242L5 243V242H2L0 240ZM53 264H56V263H53ZM108 264H111V263L109 262ZM246 264H248V263H246Z\"/></svg>",
    "mask_w": 264,
    "mask_h": 264
}]
</instances>
